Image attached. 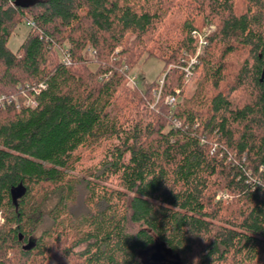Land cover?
<instances>
[{"label":"trees","instance_id":"1","mask_svg":"<svg viewBox=\"0 0 264 264\" xmlns=\"http://www.w3.org/2000/svg\"><path fill=\"white\" fill-rule=\"evenodd\" d=\"M26 1L0 0V264H264V0ZM177 8L216 24L191 95ZM144 54L158 100L125 87Z\"/></svg>","mask_w":264,"mask_h":264},{"label":"rangeland","instance_id":"2","mask_svg":"<svg viewBox=\"0 0 264 264\" xmlns=\"http://www.w3.org/2000/svg\"><path fill=\"white\" fill-rule=\"evenodd\" d=\"M176 2H184L188 4V2L191 4L193 3V0H176ZM238 4H242L243 0H237ZM195 8V7H194ZM192 9V8H191ZM181 10V11H180ZM173 9V11H170V14L167 16L166 19L169 20H176L174 22H183L185 18H192L195 21V25L200 27L199 32H203V34L207 33L209 36L216 31V24L209 22L207 19L204 20L202 17L198 15V12H194L193 15L188 14L187 10H182L180 9ZM194 10V9H192ZM189 15L188 17L186 15ZM199 16V17H198ZM30 27L28 26L27 23H21L17 25L15 28L14 32L11 34V37L8 41V47L11 51L15 52L18 50V48L21 46V44L25 41L27 34L29 32ZM118 51V50H117ZM203 54V47L197 48V51L195 54L190 58L188 64L191 63V60H194L196 55H202ZM165 64L163 63L162 60L157 58L156 56H149L148 54H144L138 61L135 63V66L129 71V74L127 76V81L125 84V87L132 90V91H138L140 94L142 92H145L146 89L152 88L151 92L153 95L156 97L158 100L160 97V91L162 89V86L164 84V77L166 75L165 70H164ZM95 68L94 66L92 69ZM186 68V67H184ZM169 69H175L177 70L180 74L184 73L183 68H181L178 65H169L166 69L168 71ZM185 74V73H184ZM200 75H194L185 77V89L188 90V94L191 95L193 92V89L195 88V85L197 84V78ZM157 81V85L154 84L152 85L151 83ZM150 84V85H149ZM158 87V89H157ZM157 90V91H155ZM169 97L166 98L168 100ZM182 98H179V100ZM170 103V102H169ZM151 109H154L155 111V104H151ZM143 109V108H142ZM146 107H144L143 110H145ZM128 159V156L125 157V160ZM88 163V162H87ZM223 200L225 202L231 201V197L223 192V191H217L216 196H215V201H220ZM0 222L1 219H0Z\"/></svg>","mask_w":264,"mask_h":264},{"label":"built area","instance_id":"3","mask_svg":"<svg viewBox=\"0 0 264 264\" xmlns=\"http://www.w3.org/2000/svg\"><path fill=\"white\" fill-rule=\"evenodd\" d=\"M192 35H193L194 38H196L198 40L199 47H204L207 44V36H208L207 33L203 34V32L201 33V32H198V31H194L192 33ZM198 56L199 55H196L195 59L191 60V63L186 68L182 69L183 72L186 74V76H188V78L192 75L191 74L192 73L191 72V67L193 66V64L196 63V59H197ZM3 100H4V98L2 97L0 99V103H2ZM174 100H175V98L170 96L167 101L170 102V103H173ZM31 106L34 107L35 104L32 103Z\"/></svg>","mask_w":264,"mask_h":264},{"label":"water","instance_id":"4","mask_svg":"<svg viewBox=\"0 0 264 264\" xmlns=\"http://www.w3.org/2000/svg\"><path fill=\"white\" fill-rule=\"evenodd\" d=\"M20 5L22 6V7H28V5H29V0H27L26 2H23V3H20ZM161 256H159L158 254H154L153 255V260L155 261V262H159L160 260H161Z\"/></svg>","mask_w":264,"mask_h":264}]
</instances>
